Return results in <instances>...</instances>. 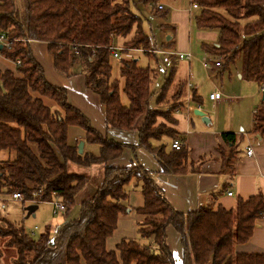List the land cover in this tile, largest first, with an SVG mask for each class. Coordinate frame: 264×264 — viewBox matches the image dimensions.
I'll list each match as a JSON object with an SVG mask.
<instances>
[{
  "label": "trees",
  "instance_id": "obj_1",
  "mask_svg": "<svg viewBox=\"0 0 264 264\" xmlns=\"http://www.w3.org/2000/svg\"><path fill=\"white\" fill-rule=\"evenodd\" d=\"M161 0H0V35L9 46L0 55L18 63L16 73L0 70V151L13 158L0 161V187L7 195L21 194L23 202L51 204L54 196L65 203L66 215L87 187L88 177L72 173L68 164L90 168L105 165L103 179L92 196L80 201L81 214L65 222L54 238L49 230L39 235L2 218L0 222V264L6 252L14 251L9 264H175L167 244L172 227L181 237L183 264H264V254H236L238 245L254 235L257 222L264 218V194L240 199L236 210L207 206L187 214L176 211L156 184L153 174L138 161L131 167L109 164L130 148L150 152L164 174L188 172L189 149H172L183 140L177 130L175 103L163 109L173 74L157 98L152 84L157 73L135 58L123 60L120 78H113L112 58L118 39L124 52L142 50L149 54L151 39L144 32L139 5L158 11ZM200 11L196 25L219 33L218 46L203 45L223 71L242 62L243 80L264 88V0H191ZM33 43L47 47L57 72L72 77L83 75L86 87L106 109L108 130L135 131L137 145H125L98 132L90 119L68 101V91L51 84L32 50ZM79 52L77 56L75 53ZM149 56V55H148ZM220 64L221 62L218 61ZM222 67V64H221ZM125 96L128 103L122 100ZM182 96L178 93L177 98ZM194 101L199 97L193 94ZM51 100L57 107L46 104ZM70 127L86 132L84 144L97 145L94 153H79V144L68 143ZM253 133L264 136V101L255 110ZM228 151L218 149L224 173L233 177L236 156L235 134H223ZM184 141V140H183ZM171 142V145L169 144ZM90 182V181H89ZM130 185L138 188L144 205L136 209L142 217L137 224L138 239H125L116 250L106 247L118 227L120 215L128 213ZM27 214V212H25ZM36 213V212H35ZM153 238V243L150 239ZM119 253V255H118Z\"/></svg>",
  "mask_w": 264,
  "mask_h": 264
},
{
  "label": "crops",
  "instance_id": "obj_2",
  "mask_svg": "<svg viewBox=\"0 0 264 264\" xmlns=\"http://www.w3.org/2000/svg\"><path fill=\"white\" fill-rule=\"evenodd\" d=\"M162 3L163 0H161L160 5H163ZM189 4L188 8L184 6L177 8L176 5L181 6L180 0H167L166 6L163 5L164 9L161 13L166 14L162 17L166 18L167 13L170 14L175 25L164 24V26L172 29L177 28L174 32L176 37L179 34V39H182L190 29L192 18L196 23L195 19L200 11L199 7H193L191 0H189ZM169 7L173 8V11H170ZM150 8L153 11L151 6ZM176 37L169 36L166 42L167 46L175 45ZM206 45L216 47L218 46V40L216 39ZM180 48V53H191L189 50L194 49L192 44H184L183 40ZM32 50L37 61L44 69L46 79L51 84L68 91L70 104L81 110L90 119L92 126L98 132L125 145L138 144L139 136L135 131L107 129L105 124L106 109L101 104L100 98L86 87L83 75L66 77L57 72L54 67V60L43 44L33 43ZM202 50L205 54L204 57H206L204 59L209 61L208 57L211 58L212 55L207 53L203 46ZM197 59L194 56L191 61H183L191 65ZM209 62H213V60ZM16 69L17 67L13 62L0 55V70H12L16 73ZM217 69L214 67L211 70L212 73H210L212 75L210 81L213 90L209 93V96L211 93L219 91L223 94L222 100L215 103L208 96L211 108L208 111L203 109L204 101L198 94L197 88L190 83L188 84V97L185 99L186 106H183L185 107L184 110L174 114L178 120L177 130L184 140H182L184 145L189 149L188 172L184 174L162 173L157 159L144 148H139L135 153L127 148L120 159L109 164L115 168H124L131 167L132 164L138 161L147 171L153 174L156 184L163 191L171 206L183 214L207 206L212 207L214 210H217L219 206L227 210H236L240 199L248 200L258 192L264 194V136L257 137L253 133L254 113L262 102V87L258 85V87H238L236 95L227 96L220 89L218 83L214 82L213 72L215 70L219 76L225 73L221 68ZM236 76L239 80L244 81L242 65L237 68ZM193 94L199 97V102L194 101ZM45 102L50 106H56V103L51 100L47 99ZM197 109L205 113L210 120L209 124L204 123L201 117L195 115ZM226 133L235 134L237 137L233 177L224 173L223 158L218 150L221 148L228 151L229 149L222 137ZM85 138L86 132L82 128H69V145L77 146L80 141L84 142ZM169 144L171 145V142ZM88 147L90 152L99 150L97 145L85 143L86 151H88ZM91 147L97 150L95 151ZM248 148L253 149V156L247 155ZM104 169L105 165L92 167L90 180L92 186L86 187L88 193H94L96 186L94 180L103 178ZM129 188L130 194L126 202L128 213L120 215L116 231L107 239L106 247L109 251L116 250L118 244L125 239H138L139 237L137 224L142 217L136 212V209L143 207L144 197L134 185H130ZM229 192H232L233 195L229 196ZM68 214L64 216L67 217ZM167 236V244L174 255L175 264H183L184 255L180 235L170 227L167 230ZM153 241V238H151L150 242L153 243ZM235 252L236 254H264V218L257 222L253 237L247 243L236 246Z\"/></svg>",
  "mask_w": 264,
  "mask_h": 264
},
{
  "label": "rangeland",
  "instance_id": "obj_3",
  "mask_svg": "<svg viewBox=\"0 0 264 264\" xmlns=\"http://www.w3.org/2000/svg\"><path fill=\"white\" fill-rule=\"evenodd\" d=\"M166 3L167 0H163L162 4L164 6H166ZM16 4L20 6L21 0H16ZM180 4L181 6L176 5L177 8H182L183 6L188 8L190 6L189 0H180ZM169 9L170 11H173V8L169 7ZM135 13L142 17V26L144 32L151 39L152 47L148 52L149 56L142 50L129 53L124 52L122 50V48L124 47V40L118 39L117 45L119 47L118 49L121 54V59H117L114 57L112 58L113 78L118 79L122 82L120 78V67L122 65V61L129 60L133 57L139 61V64L141 66L150 67L157 73L156 79H154L152 84L154 97L151 104L153 107L157 106L158 95L164 87L166 80L169 79L173 74L172 81L166 96V101L162 106V108L164 107L163 109H170V107L175 103H181L182 105H185V99H187L188 97V84L191 83L195 88H197L198 94L204 101L203 109L207 111L210 110L211 106L208 101V96L209 93L213 90L210 81L212 78V75H210V73H212V69H206L202 64V61L204 60V58H206L204 57L205 54L203 53L202 46L204 44H210L216 39L218 40L217 36L219 37V33L217 31L199 29L194 22V19L192 18L190 29H188L187 33L184 34L182 39H179V34L176 37V34L174 32L177 28L172 29L166 28V26H164V24L175 26L171 20L170 14L168 15L167 13V20H165L166 18L162 17L156 10L152 11L149 5H139L138 8H135ZM169 36L174 38L176 37L175 45L167 46L166 42ZM182 40L184 44L188 43L193 45L194 49H190L189 51L198 58L191 65H189L186 61L179 59V55L181 54V51L179 50H181L180 45L182 43ZM208 59L209 61L213 60V62H211L213 65L214 63L220 61L222 67L220 66L219 68L224 70L223 61H221L222 59L216 60L212 56L211 58L208 57ZM215 60L216 62H214ZM240 65H242V62L238 61L235 65L236 67L232 66L230 68V71H225L224 75L222 76H219L216 70L213 72L214 82L218 83L220 89L227 96L236 95L238 93V87H258L257 84L253 82L241 81L237 78L236 72L237 68H239ZM180 92H182V96L175 99V96H177L178 93L180 94ZM122 100L125 104L128 103L125 96H122ZM55 107H57V105ZM184 108L185 107L179 109L178 111L181 112L182 110H184ZM178 111H176V113ZM91 149H94L95 151L97 150L92 147ZM13 157L14 155L8 151H0V161L8 160L9 158ZM92 167L82 168L76 166L73 163L68 164V169L70 172L82 174L88 177L89 180L87 187L92 186V183L89 182L92 176ZM102 179L103 178L94 180L95 184H100ZM92 194L93 193H88L85 188L79 194L75 206L70 209L67 217L63 214H60L58 216L54 215L52 210L53 206L49 203L41 204L34 215H32L30 218H26V207L33 205L32 202H23L25 199L23 200L20 198L13 199V195H7L5 190L0 187V222L2 218H6L11 222H15L18 225L24 226L25 229L29 232L37 228L38 230L34 235H39L49 230L51 237L54 238L58 230L65 222L74 221L75 219L79 218L81 214V206L79 201L92 196ZM0 245H2V240H0ZM5 254V264H9V258L15 256L14 251L10 250Z\"/></svg>",
  "mask_w": 264,
  "mask_h": 264
},
{
  "label": "built area",
  "instance_id": "obj_4",
  "mask_svg": "<svg viewBox=\"0 0 264 264\" xmlns=\"http://www.w3.org/2000/svg\"><path fill=\"white\" fill-rule=\"evenodd\" d=\"M193 7L194 8H198V6L196 4H194ZM163 9H164V7L162 5H159L157 7L158 11H162ZM8 46H9L8 39L5 37V35H0V48L1 47H8ZM75 54L78 56L79 52L76 51ZM113 57L117 58V59H121V54H120V51H119L118 48L115 49V51L113 52ZM179 59L180 60L191 61L192 59H194V56L191 53H181L179 55ZM14 64L16 65V67L19 66V62L18 63H14ZM202 64H203L204 68H206V69H209V68L213 69L214 67L215 68H217V67L219 68L221 66V64L219 62H216L213 65L211 62L207 61V59H204L202 61ZM263 90H264V88H262V92H263ZM222 97H223V94L221 92H219V91H215V92L211 93L210 96H209L210 100H212L215 103L220 101V100H222ZM183 146H184V142L181 141V140H175V141H173V143L171 145L172 149H175V150H180L181 148H183ZM253 154H254L253 149L252 148H248L247 149V155L248 156H253ZM228 194H229V196L233 195L232 192H229ZM12 198L13 199L20 198V199L24 200V197L21 194H18V193L13 194ZM51 205L54 207V214H57V212H67V210H68L67 206L65 205V203L62 202L61 200H59V198L57 196H54V198H53V200L51 202ZM37 230L38 229L35 228V229L31 230V233L34 234Z\"/></svg>",
  "mask_w": 264,
  "mask_h": 264
},
{
  "label": "water",
  "instance_id": "obj_5",
  "mask_svg": "<svg viewBox=\"0 0 264 264\" xmlns=\"http://www.w3.org/2000/svg\"><path fill=\"white\" fill-rule=\"evenodd\" d=\"M262 101H264V90L262 92ZM195 115L201 117V119L204 123H206V124L210 123L209 118L201 110H199V109L195 110ZM84 147H85L84 142H81L79 144V153L80 154H82L84 152ZM37 210H38V205H30V206L26 207V212H27L26 218H30L32 215L35 214V212Z\"/></svg>",
  "mask_w": 264,
  "mask_h": 264
}]
</instances>
